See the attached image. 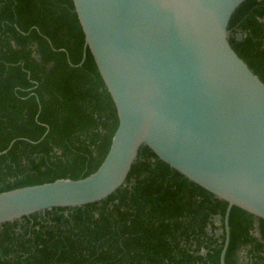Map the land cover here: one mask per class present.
<instances>
[{"label":"trees","instance_id":"trees-1","mask_svg":"<svg viewBox=\"0 0 264 264\" xmlns=\"http://www.w3.org/2000/svg\"><path fill=\"white\" fill-rule=\"evenodd\" d=\"M228 30L264 82V0H244ZM84 43L72 0H0V152L14 140L0 192L103 162L118 116ZM227 205L143 146L106 199L0 225V264H220ZM229 225L225 263L264 264V220L234 206Z\"/></svg>","mask_w":264,"mask_h":264},{"label":"water","instance_id":"water-1","mask_svg":"<svg viewBox=\"0 0 264 264\" xmlns=\"http://www.w3.org/2000/svg\"><path fill=\"white\" fill-rule=\"evenodd\" d=\"M72 1L118 126L94 172L0 192V225L106 199L148 146L228 203L226 264L232 207L264 220V82L228 39L244 0Z\"/></svg>","mask_w":264,"mask_h":264}]
</instances>
